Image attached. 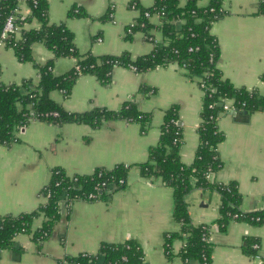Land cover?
Instances as JSON below:
<instances>
[{
  "label": "crops",
  "instance_id": "obj_1",
  "mask_svg": "<svg viewBox=\"0 0 264 264\" xmlns=\"http://www.w3.org/2000/svg\"><path fill=\"white\" fill-rule=\"evenodd\" d=\"M49 23L63 22L73 36L81 55H119L132 58L149 53L154 43L140 31L127 37L126 26L133 23L138 11L132 3L149 7L154 0H47ZM209 0H197L199 6ZM76 5L84 15L68 16ZM225 13L210 25L218 48L216 66L223 78L235 87L254 90L264 96V12L258 0H224ZM23 4L19 12L28 14ZM155 25L157 15L151 17ZM33 21L27 28L38 27ZM154 40L161 34L154 31ZM32 61H19L12 49L0 43V84H20L24 79H38L35 64L52 60L51 71L61 75L75 64L70 56L54 57L42 43L31 46ZM199 77L187 76L177 63L137 72L131 67L115 66L109 80L101 82L91 73L79 74L68 96L61 91L49 93L52 100L68 112L95 108L115 111L128 101L150 115L145 129L135 121L103 119L98 126L86 123L51 122L32 119L16 131L17 140L0 144V216L35 210L45 198L41 190L58 167L67 175H86L97 168L110 169L117 164L127 168L120 184L110 185L106 196L59 202V215L51 233L37 246L27 233H19L11 248L0 250V264H75L79 254H98L102 243L135 241L142 251V264H200L180 255L181 237L171 241L170 255L164 247V235L179 231L173 218L172 188L160 177L143 176L138 164L146 162L149 148L160 137L163 112L177 105L181 126L179 159L184 164L194 160L199 144L203 90ZM149 87V92L140 91ZM228 111L217 121L222 140L217 145L221 167L210 173L215 183L236 185L241 200L239 210L264 209V109L248 117ZM187 211L193 225L207 226L211 245V264H264V224L229 220L224 227L217 223L221 195L214 189L193 187L186 195ZM43 217L35 218L32 229ZM245 237L256 239L255 253L241 250ZM95 264H105L98 255Z\"/></svg>",
  "mask_w": 264,
  "mask_h": 264
},
{
  "label": "trees",
  "instance_id": "obj_2",
  "mask_svg": "<svg viewBox=\"0 0 264 264\" xmlns=\"http://www.w3.org/2000/svg\"><path fill=\"white\" fill-rule=\"evenodd\" d=\"M29 13L19 12L18 0H0V42L13 50L19 61H32L31 46L40 42L54 57L70 56L75 64L61 75L51 71L52 60L44 64H35L38 79H24L20 84H0V144L8 145L17 140L16 131L32 119L54 124L65 122L86 123L98 126L103 119L121 118L141 124L144 130L150 115L137 109L134 102L128 101L115 111L95 108L84 112H68L49 96L53 90H59L66 97L79 74L91 73L101 82L109 80L113 67L133 66L142 72L177 63L183 67L187 76L199 77L198 84L203 90L201 122L198 127L199 144L194 160L190 164L180 161L178 149L181 143V126L178 124L177 105L169 106L163 112L161 133L158 142L149 148L146 162L138 164L143 176L160 177L173 193V218L179 223V231L164 235V247L170 255L171 241L181 237L184 244L180 255L185 260L196 259L200 264H211V245L207 240V226L193 225L187 211L186 195L193 187L214 189L221 195L219 218L217 223L224 227L229 220H243L253 224H264V209L254 212H242L238 206L240 193L234 183H215L209 181L207 174L214 173L222 161L217 153V145L223 136L217 121L225 113L223 104L230 101L238 112L248 115L258 109H264V96L254 90L235 87L223 78L216 66L219 56L217 42L210 32V25L219 19L225 11L224 0H209L205 6H199L197 0H154L149 7L134 4L138 14L132 24L126 26L127 37L140 31L145 38L153 41L149 53L132 58L129 53L119 55L92 56L81 55L73 43L72 33L63 22L49 23L47 0H24ZM260 12H264V0H258ZM14 15L15 30L1 37L2 27L9 15ZM68 16L84 15L76 5L67 12ZM157 15L160 23L155 25L151 17ZM33 21L38 27L27 28ZM154 31L161 34V40H154ZM264 81V71L261 74ZM149 92V87H141ZM127 168L117 164L110 169L97 168L86 175H67L62 169H51L50 179L41 190L45 201L35 210L17 215L0 216V250L11 248L19 233L31 235L33 242L40 246L49 238L53 224L58 219L59 202L62 199H98L106 196L110 185L121 188L120 179H125ZM94 194V198H89ZM43 217L41 225L34 230L33 220ZM256 239L245 237L241 250L253 255L252 245ZM98 255H102L105 264H142V251L133 240L122 243H102L98 254H79L71 260L75 264H95Z\"/></svg>",
  "mask_w": 264,
  "mask_h": 264
},
{
  "label": "built area",
  "instance_id": "obj_3",
  "mask_svg": "<svg viewBox=\"0 0 264 264\" xmlns=\"http://www.w3.org/2000/svg\"><path fill=\"white\" fill-rule=\"evenodd\" d=\"M23 4H25V1L24 0H18V5L19 7H21ZM134 4H131V8H134ZM29 13V11H28ZM15 30V26H14V15L11 14L7 17L3 27H2V30H1V37L4 38L6 37V35L8 33H11ZM1 43V42H0ZM133 70H135V68L133 66H130ZM200 85V84H199ZM201 87V86H200ZM223 109L226 112L228 111H236L235 108L231 105L230 101H226V103L223 104ZM210 173L207 174V177H209ZM123 182V179H120L119 180V183H122ZM94 194H90L88 197L89 198H94ZM66 200V199H65ZM67 201V200H66ZM253 248H256L257 247V244L256 243H253L252 245Z\"/></svg>",
  "mask_w": 264,
  "mask_h": 264
},
{
  "label": "water",
  "instance_id": "obj_4",
  "mask_svg": "<svg viewBox=\"0 0 264 264\" xmlns=\"http://www.w3.org/2000/svg\"><path fill=\"white\" fill-rule=\"evenodd\" d=\"M261 109V108H260Z\"/></svg>",
  "mask_w": 264,
  "mask_h": 264
}]
</instances>
